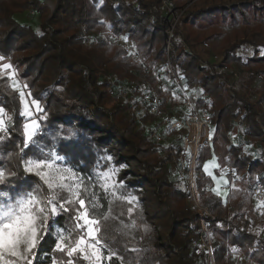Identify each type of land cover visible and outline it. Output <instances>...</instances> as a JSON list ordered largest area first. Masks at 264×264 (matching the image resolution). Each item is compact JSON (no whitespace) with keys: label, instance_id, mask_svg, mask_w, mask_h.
Masks as SVG:
<instances>
[{"label":"trees","instance_id":"obj_1","mask_svg":"<svg viewBox=\"0 0 264 264\" xmlns=\"http://www.w3.org/2000/svg\"><path fill=\"white\" fill-rule=\"evenodd\" d=\"M55 1L51 12L41 0H0V56L4 57L0 65L10 62L45 116L39 119L37 143L21 153L27 120L18 92L0 72V108L11 117L7 136L0 133V169L16 173L0 184V190L25 193L22 187L32 189L37 178L24 171L23 160L39 158L41 150L58 151L83 172L99 156L112 155L116 165L125 166L121 178H130L127 182L138 195L140 208L132 216L137 239L125 236L115 223L101 222V243L115 253L107 264H200L204 256L196 255L191 246L200 229L199 216L188 205L186 189L165 173L181 146L161 147L165 154L159 156V145L139 127L141 120L149 122L155 116L147 112L139 120L129 103L112 94L127 73V64L134 71L129 74L132 81L148 83L164 99L153 69L167 59L172 18L161 9L166 0H105L99 8L92 0ZM173 4L175 16L189 7L174 28L172 44L181 33L202 45L223 35L219 27L238 29L235 41L228 40L224 46L218 65L202 66L199 56L178 43L173 44L169 58L175 79L182 75L189 88L198 87L209 97V101L198 100L197 106L211 114L213 141L201 150L196 170L201 203L215 218L209 227L216 264H240L234 259L236 247L246 264H264V233L259 230L264 223L251 195L256 183L264 186V0H173ZM25 12L40 14L39 31L15 19ZM100 17L115 22L108 29ZM197 29L209 33L201 35ZM91 34H101L103 40L91 42ZM112 35L131 39L145 64L132 61L126 46L113 42ZM246 44L255 52L244 63L238 51ZM234 64L250 73L242 93L230 86L229 75L218 72ZM259 81L263 86L254 91ZM234 124L244 130L250 143L260 144L261 158L253 159L232 143ZM213 155L221 168L228 167L241 177L229 176L233 187L226 200L213 193L212 179L203 169ZM141 168L144 174L138 173ZM71 216L62 213L48 223L71 228L75 239ZM56 241L53 230L45 233L34 264L52 260L66 264L69 258L55 250ZM73 261L86 264L80 257Z\"/></svg>","mask_w":264,"mask_h":264},{"label":"rangeland","instance_id":"obj_2","mask_svg":"<svg viewBox=\"0 0 264 264\" xmlns=\"http://www.w3.org/2000/svg\"><path fill=\"white\" fill-rule=\"evenodd\" d=\"M42 2L45 0H41ZM95 1L97 4H101L104 2V0H92ZM48 4L53 8L54 7V0H46ZM173 2V0H172ZM200 2V1H199ZM174 5V4H173ZM189 7V6H188ZM186 7L185 9H187ZM185 9L182 11L184 13ZM172 10V9H171ZM167 11L166 14L169 18H173L175 14L172 11ZM181 12V13H182ZM181 13L179 15H176L175 17L178 19V16H181ZM174 18V19H176ZM15 19L22 25L30 26L34 31H39L40 25H41V17L39 13L36 12H25L23 14H18L15 16ZM106 26L108 29V25H113V20L106 21ZM173 24L171 25L172 30L169 31V40L167 43V59H165V62L159 64L153 69V74L155 75L156 79L158 80L159 87L161 88L162 92L165 94L164 98L166 99V104H164V99L161 95H158L151 86H149L148 83L143 82L142 80H138L136 82L132 81L129 76V74L133 73L132 67H130L127 64H124L126 67L127 73L121 79L117 82V84L112 88V94L113 97L116 100H121L129 103L134 113L136 114L137 118L140 120L146 115L147 109V103L144 100L143 92L148 91H154L162 100L163 107L166 108L168 111L169 119L170 121L176 119L177 114H181L178 118L183 117L185 114H189V109L185 106V101L187 96L193 95L194 97V103L197 105V101L200 99L209 101V97L203 93V91L200 88H189L188 85L185 82V79L182 75L176 76L178 79L173 78L172 74V65H171V59L169 58V52L173 48L174 43H178L179 45H184L188 51L194 52L196 56H199L201 59V65L206 66L207 64H215L218 65L222 60V52L224 49V46L227 45L228 40L235 41L234 32L238 29L232 28L229 26H222L217 28L218 30H221L223 35L217 39H214L210 41L207 44H197L195 43L190 37H187L186 34L181 33L179 36L175 38L172 44V35L175 33V29L173 30ZM198 33L201 35L208 34V31L197 29ZM111 40L113 42H116L118 44L126 46L132 61L138 62L140 64H145V60L139 55L137 48L134 44V42L125 37H117L112 35ZM89 41H91V38H89ZM254 48L250 45H243L241 49L238 51V56H240L244 63L248 61L249 58L253 57L254 55ZM10 64L8 61H3L0 65V72L4 76H8L10 79V84L13 89H15L21 99L22 102V111L25 112V105H31V101L33 100L29 91L27 90V87L25 83H22L17 78V72L11 65V68L9 69H3V64ZM218 72H224L227 75L230 76V86L232 88H235V90L239 92H244L246 80L250 76V73L246 71V69L240 65V64H234L231 69H224V68H218ZM178 73V72H177ZM105 76V73H102V77ZM104 78V77H103ZM113 81H115V78H113ZM263 86V81H259L254 84L253 90H260ZM137 91V92H136ZM21 93H23V97L21 96ZM126 94V97H122ZM113 105V100L109 104V106ZM32 112H33V118H38V122L40 123L39 119L44 120L45 116L42 114V112H37L35 109V106L32 105ZM2 109V108H0ZM42 109V108H41ZM207 109V108H205ZM148 112V111H147ZM4 113V111H3ZM264 114V110L262 112ZM27 122H29V118L25 115H23ZM4 118L7 120L9 117L6 116L4 113ZM26 122V123H27ZM212 124V123H211ZM41 126V124H40ZM151 127L152 129H148V127ZM235 126V124H234ZM232 128L234 130L235 128ZM139 127H143L147 130V135L150 136V130L157 131L161 133L164 136V141L161 143L154 142L155 144L159 145L158 154L159 156H164V152L161 151V147H167L170 142H173L174 137L177 140H182V135H177L180 138L176 137V134L174 137H172V130L169 129L168 125L166 123H162L160 120H151L149 122H144V120H141L139 122ZM214 126L212 125V130ZM239 134L243 133V129L237 130ZM236 133V130L234 131ZM239 134H233V137H238ZM236 135V136H235ZM152 139V138H151ZM55 151L58 155L59 152ZM244 153L246 155H249L251 157H254L255 159L261 158V147L260 144H253L248 143L246 149H244ZM62 156V155H60ZM64 157V156H63ZM108 157H111V159H108ZM35 159L34 157H31ZM29 159V158H26ZM24 159V160H26ZM24 160H23V167H24ZM57 164L60 166H67L74 168L78 175L83 177L86 182L91 181L94 185H96L95 190L100 193V195L103 197L101 199L102 208L101 211L108 216V219L105 220L103 216L98 217L101 222H112L115 223L118 230L121 231L125 236L131 238V239H137V231L135 224L133 222V214L140 208V199L138 195L134 193V188L131 187V185L128 184V180L121 178V173L123 170V167H119L115 164V158L112 155H101L99 158L95 161V164L88 169L87 172H83L81 168L78 167V165L71 163L68 161V159L65 157L64 160L57 161ZM172 164H169L168 167L165 169V173L171 177L170 175V166ZM229 171V170H228ZM107 172L109 178L107 179V188L108 193L105 194V191L103 188L100 187L101 184L105 183L104 173ZM139 174H144V169H139ZM28 174V173H27ZM35 176V175H34ZM37 178L36 181L33 183L32 189H27V187H22V189L25 190V193L28 191H31L40 185H42V181H40L39 177L35 176ZM236 177V175H234ZM120 185H123V187H120ZM181 185V184H180ZM183 189H185V186H180ZM1 191V190H0ZM42 191H44L45 194H47V188L46 186L43 187ZM8 197H0V205L6 206L7 204L14 203L17 199L21 198L25 193L21 192H9ZM134 197L135 199L132 200L131 203L128 201ZM109 201H111V205H109ZM131 208L132 212L129 213L128 209ZM110 209V210H109ZM257 213L260 215V217L264 218V207L257 206L256 207ZM62 215V213L50 217V219L55 220L57 217ZM53 223L49 224L48 231L51 229L53 230V234L57 239V233L63 232L65 235H70L72 239H74L73 236V230L71 228H64L62 226H59L56 222L52 221ZM264 223V222H263ZM67 230V231H64ZM264 233V225H263V232ZM103 244V243H101ZM105 245V244H103ZM109 248L105 245V248L102 249L103 255L105 257L104 264L109 263V261L106 259V257L109 254ZM115 257V256H114ZM236 261L238 263H241L240 259L236 258ZM86 264L88 262L86 261Z\"/></svg>","mask_w":264,"mask_h":264},{"label":"snow or ice","instance_id":"obj_3","mask_svg":"<svg viewBox=\"0 0 264 264\" xmlns=\"http://www.w3.org/2000/svg\"><path fill=\"white\" fill-rule=\"evenodd\" d=\"M0 60H4V57L0 56ZM2 67L6 70L11 68V65L5 63ZM23 95L21 93L22 97ZM32 105L37 112H43L38 100L33 99L31 105H25L26 110L23 115L29 118V122L23 125L24 139L21 153L29 148L30 144L37 143L34 137L41 130L38 118H33ZM10 121L11 117L6 120L3 109H0V133H4L5 137L8 134ZM64 159L65 157L55 151L41 150L39 158L24 160V171L39 177L42 185L26 192L14 203L0 205V264H34L37 249L45 233L48 232L50 217L60 213L72 214L74 231L77 233L75 239L63 232L57 233L55 250L69 258L66 264H74L75 257L82 258L88 264H104L102 249L105 245L101 244L99 236L101 220L98 218L103 216L105 220L108 219V216L101 211L103 197L95 190L96 185L91 181L86 182L74 168L62 167L56 163ZM15 175V172L0 169V184L5 183L9 176ZM103 175L105 183L100 187L107 194L109 176L107 172ZM44 186L47 188V194L42 191ZM8 196V192L0 191V197ZM134 199L132 197L128 202L131 203ZM108 203L111 205V201ZM261 207H264V204ZM128 211L131 213L132 209L129 208ZM114 256L115 253L109 251L106 259L112 261ZM50 264H58V262L52 260Z\"/></svg>","mask_w":264,"mask_h":264},{"label":"built area","instance_id":"obj_4","mask_svg":"<svg viewBox=\"0 0 264 264\" xmlns=\"http://www.w3.org/2000/svg\"><path fill=\"white\" fill-rule=\"evenodd\" d=\"M172 8V0H166L161 9L167 12ZM174 18L176 17L172 18L173 30L179 23L180 16H178V19ZM171 74L174 78L172 72ZM103 77L105 78V76ZM143 96L147 103L148 112L151 115L155 116L157 120L162 121V123H166L170 130L182 134L181 152L170 166V175L174 177L173 179L177 183L185 186L188 192V205L199 216L200 229L197 236L193 239L191 246L195 249L196 255L204 256L200 264H216L215 243L209 227L211 220L214 221L215 218L211 215L209 209L201 203L197 187L199 175L196 170V161L201 150L206 146H210L213 141L211 114L207 109L199 108L195 105L193 95H189L185 101L189 114H185L180 119L170 121L168 111L163 107L161 98L154 91L143 92ZM122 97L125 98L126 94ZM150 137L157 143L164 141V136L154 130H150ZM231 139L233 144L238 145L243 150L246 149L249 143L244 133L239 134L237 138L232 136ZM251 195L255 206L264 204V186L261 183L258 182L253 186ZM238 249V247L235 248L234 257L242 255L238 253Z\"/></svg>","mask_w":264,"mask_h":264},{"label":"crops","instance_id":"obj_5","mask_svg":"<svg viewBox=\"0 0 264 264\" xmlns=\"http://www.w3.org/2000/svg\"><path fill=\"white\" fill-rule=\"evenodd\" d=\"M43 2L50 7L51 12L54 10V8L56 6V1L54 2V7L53 8L50 6V4H48L46 2V0L43 1ZM93 3L99 8V7H101L102 5L105 4V0L101 4H97L95 1H93ZM100 19L104 23H107L106 21H110V20H113V22H115V19H105L103 17H100ZM108 27L111 28L112 27V24L111 25H108ZM123 37H127V36H123ZM90 38H91V42L103 40V36L101 34H91L90 35ZM130 69H132V68H130ZM132 71H133V69H132ZM133 74H134V71H133L132 75ZM196 88H198V87H196ZM166 99L167 98H164V104H166ZM146 113H147V111H146ZM180 115L181 114H177L176 115L177 118L174 119V120H177V119L182 118V117L178 118ZM234 128L235 129L232 130L233 134H239V132L237 130L238 129L239 130L242 129L241 127H239L236 124H235ZM148 129H152V128L149 126ZM235 130H236V133H234ZM171 133H172V137L175 136L173 134H176V137L180 138L179 136H177V135L180 134V132H174V131H172ZM212 133H213V130H212ZM243 133H244V131H243ZM168 145L169 146H182V140H177L174 137L173 142H170ZM169 146H167V147H169ZM252 158L255 159L254 157H252ZM203 169H204V172L206 173V175L212 179V182H213V184H212V191H213V193L215 195H217L218 197H221L223 200H226L227 199L228 194H229V190H230L231 187H233V184L229 180V176L233 177V180H240L241 179L240 176H238L233 170L229 169L228 167L221 168L220 165H219V162H218V157L216 155H213L211 159L207 160L204 163ZM234 175H236V177H234ZM171 178L173 179L174 177L172 176ZM173 180L175 181V179H173ZM256 207L257 206H255V208ZM261 219L264 222V218L262 217ZM263 225L259 229L260 232H263ZM236 258H238V259L241 260L240 261L241 262L240 264H246L247 263V259L243 255H237L236 257H234V259L236 260Z\"/></svg>","mask_w":264,"mask_h":264}]
</instances>
